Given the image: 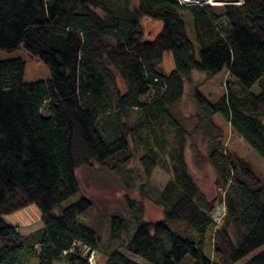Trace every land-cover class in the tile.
<instances>
[{
	"label": "trees",
	"instance_id": "1",
	"mask_svg": "<svg viewBox=\"0 0 264 264\" xmlns=\"http://www.w3.org/2000/svg\"><path fill=\"white\" fill-rule=\"evenodd\" d=\"M144 18L159 24L152 38ZM19 48L49 76L26 84L24 60H0V264H86L80 247L98 253L102 243L98 223L78 220L92 201L61 203L79 190L78 169L125 165L132 151L141 153L146 182L156 169L168 178L148 196L162 217L144 221L142 205L126 201L133 233L120 239L125 220L110 215L102 264H137L110 247L115 241L147 264H264V248L247 257L264 245V182L223 147L212 121L219 114L264 161V0L217 11L178 0H0V51ZM164 53L169 72L160 67ZM222 70L238 90L227 82L213 103L194 90L198 111L183 117L184 80L192 71L210 78ZM255 83L258 93L249 91ZM188 146L193 163L212 170L211 200L188 173ZM29 205L42 227L20 235L3 216Z\"/></svg>",
	"mask_w": 264,
	"mask_h": 264
},
{
	"label": "rangeland",
	"instance_id": "2",
	"mask_svg": "<svg viewBox=\"0 0 264 264\" xmlns=\"http://www.w3.org/2000/svg\"><path fill=\"white\" fill-rule=\"evenodd\" d=\"M231 1L232 0H202V2H197L201 5L209 3L207 5H212L214 10L217 11L223 4L240 3V0ZM183 16L186 34L190 40H193L190 15L185 13ZM158 28L160 27L157 22L150 20V18L143 19V30L148 35V38H152L156 34ZM26 54L27 53L22 48L11 52L0 51V60L9 58H21L24 60L23 81L26 82V84L27 82L46 80L49 76L47 67L39 60L29 59ZM160 67L164 72H169L172 68V61L169 54H163ZM227 82L230 83V87L233 90H238L233 79L228 76L225 70L218 72L210 78H207L204 74L192 71L189 77L184 80L183 95L177 105L178 112L183 117L190 118L198 111L197 105L193 99L194 90L205 97L207 101L213 103L218 97L224 94L225 84ZM258 90L259 87L257 83L251 85L249 89L252 93H258ZM212 121L221 129L222 137L220 140L223 147L227 151L247 161L254 173L264 182V161L260 156L229 129V125L223 121L219 114L212 116ZM193 142H195L198 149L203 153L204 145L201 143L198 133L195 135ZM131 155V159L125 165L124 163H119V165H117L115 161H111L108 163L107 168L94 164L91 168L83 167V169H78L76 171V176L78 178L79 190L61 203V206H67L78 200L81 196L92 201L90 209L85 212V214L79 216L78 220L85 223L88 227L95 226L98 223L101 236L100 240L102 243L98 250L100 253H94L93 264H102L104 262L103 260H105L103 250L108 244V235L110 231L108 217L110 215L119 214L121 218L125 220L126 228L125 231L121 233L120 239L125 240L128 235L133 233V227H135L133 225L134 219L127 207L126 201H133L135 206L137 204L142 205V219L144 221L152 222L162 217L161 207L159 205H154L148 196L152 197L155 192L160 191L168 178L161 171L156 169L153 171L149 182H146L142 176L140 166L138 165V158L141 153L132 151ZM185 160L189 170L188 173L192 176L201 193H203L208 200L214 198L216 190L213 186L214 176L211 168L207 164H202L200 167H197L193 163L192 148L190 146L186 148ZM211 214L212 220L214 222L218 221L222 214V205L217 204ZM3 220L5 223L14 226L17 232L21 233L20 235H27L32 233V231L34 233L41 223L39 212L33 205H29L14 214L3 216ZM117 244V241L110 243V247L116 249L117 252L128 257L137 264H147L124 252L122 249H118ZM263 248L264 245L252 251L247 257L254 255ZM35 263V260H32L29 264ZM53 264L63 263L55 262Z\"/></svg>",
	"mask_w": 264,
	"mask_h": 264
},
{
	"label": "built area",
	"instance_id": "3",
	"mask_svg": "<svg viewBox=\"0 0 264 264\" xmlns=\"http://www.w3.org/2000/svg\"><path fill=\"white\" fill-rule=\"evenodd\" d=\"M197 1L198 2L199 1L202 2V0H178V2L181 5H188V4L201 5ZM207 4H209V3H207ZM71 251H72V249H69L68 251L63 252V255H65L66 252L67 253H70ZM79 256L86 262V264H93L94 252L91 251V249L89 247H86V246L80 247V249H79Z\"/></svg>",
	"mask_w": 264,
	"mask_h": 264
},
{
	"label": "crops",
	"instance_id": "4",
	"mask_svg": "<svg viewBox=\"0 0 264 264\" xmlns=\"http://www.w3.org/2000/svg\"><path fill=\"white\" fill-rule=\"evenodd\" d=\"M10 225V224H9ZM42 227V224L40 223V226L38 227V229H40ZM38 229H36V230H38ZM16 232H17V229H16ZM33 232V231H32ZM17 233H19V234H21L20 232H17Z\"/></svg>",
	"mask_w": 264,
	"mask_h": 264
}]
</instances>
